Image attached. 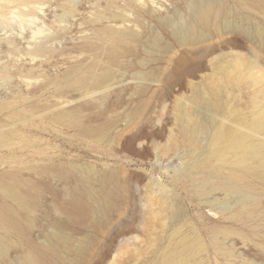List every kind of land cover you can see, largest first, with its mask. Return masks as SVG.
<instances>
[{"label": "rangeland", "instance_id": "obj_1", "mask_svg": "<svg viewBox=\"0 0 264 264\" xmlns=\"http://www.w3.org/2000/svg\"><path fill=\"white\" fill-rule=\"evenodd\" d=\"M133 1L151 8L152 17L144 18L138 24L135 13L123 9L127 0H0V7L3 5L0 12V69L36 66L39 71L46 69L31 79L30 86L21 83V79L10 80L0 72V104L28 96L30 91L46 85L52 78L54 83L45 88L42 96L44 105L55 99L68 108L73 106L68 104L71 101L90 102L96 106L88 111L92 125L119 117L109 141L86 138L65 126L56 125L54 130L51 127L54 124L45 120L46 129L42 133L27 132L25 137L15 140H23L26 144L27 140L36 139L37 147L46 149L45 152L34 153L32 147L25 151H0V178L10 181L9 172L16 168L10 166H53L63 162V166H89L95 170L94 189L100 195L98 205L108 198L113 212L109 216L98 214L95 220L98 227L90 223L76 225L75 246L81 242L90 243L81 264H98L102 254L108 255L101 264H162L164 256L182 235L197 237L204 244L205 249L196 256L198 264H264V232L254 233L249 228L256 225L255 220H226L223 212L214 209L206 196L197 194L194 186L203 181L211 183L216 179H229L227 170L215 172L217 160H211L206 167L195 166L211 157L208 156L211 130L216 125L232 124L237 109L249 111L258 85L264 88L263 74L256 83L246 79L240 86L221 89L218 93L223 101L216 112L208 104V99L203 100L200 96L206 97L208 91L205 78L213 73L215 63H227L232 54L243 53L253 59V52L259 50L258 42L236 36L237 43L234 41L229 45L226 43L229 36H224L221 40L218 38L191 47L187 50L188 57L201 64L197 73L179 76L173 81L163 79L144 92L137 74H148L150 66L157 69L159 64L155 58L162 55L161 51L151 50L149 43L157 40L163 49L170 42L160 22H169L173 30H185L187 22L196 14L199 2L204 0ZM211 1L228 14L229 21L235 20L248 30L260 27L264 33V12L254 6L252 0H248L250 8H244L240 0ZM118 13L122 14L121 18H116ZM119 26L137 29L142 38L136 47L140 55L118 72V80L107 89L88 95H81L79 87L64 88L63 94H59L55 81L66 70L61 65L66 56L60 55V51L66 48V54L69 53L83 36L95 30ZM6 40L18 41L20 46L17 48L21 49L2 48ZM36 44L52 46L55 53L35 58L28 51ZM262 56L264 58V52ZM161 77L165 76L161 74ZM258 95L264 106V94ZM98 105H106L117 113L109 112L110 116L100 119L96 114ZM130 111L140 114L131 124L127 121ZM190 114H195V121ZM157 155L160 164L156 162ZM15 157L18 162L12 163ZM107 168L114 172V179L101 184L99 180ZM84 176L88 175L84 173ZM247 182H239L237 190L249 197L264 199V179L250 175ZM41 197L43 212L51 215L54 204L48 196ZM223 197L220 195V199ZM120 211L123 216H119ZM45 214L36 212L35 226L31 228L33 236L40 242H45L43 236L46 233L55 231ZM56 217L63 215L58 213ZM17 254L11 252L12 256ZM72 259L73 256L67 257L64 264H73Z\"/></svg>", "mask_w": 264, "mask_h": 264}, {"label": "bare ground", "instance_id": "obj_2", "mask_svg": "<svg viewBox=\"0 0 264 264\" xmlns=\"http://www.w3.org/2000/svg\"><path fill=\"white\" fill-rule=\"evenodd\" d=\"M240 2L244 8L251 7L248 0H240ZM252 2L264 12V0H252ZM1 6L0 12L3 10V5ZM123 9L132 14L135 13L138 24L142 23V19L153 15L151 8L138 5L133 0H127ZM117 17L121 18L122 14H116ZM241 25H238L235 20L229 21L228 14L219 10L211 0L199 2L196 14L187 22L185 30H173L169 22L161 21V29L166 32L170 42L163 49L157 40L149 43L151 50L161 51L162 55L155 58L159 64L158 70L150 66L148 74H137V81L142 84L141 90L146 91L153 84L163 82V79L173 81L179 76L188 77L197 73L201 64L192 61L193 59L187 55V50L198 44L218 38L221 40L224 36H229L226 40L229 45L231 42L234 44V41L237 43L238 36L253 43L258 42L259 50L253 52L255 54V56L252 54L253 59L243 53L232 54V59L227 63H215L212 68L213 73L205 78L204 82L208 91L205 92L206 97L200 96L203 100L208 99V104H211L210 106L218 112L223 101L219 97V90L240 86L246 79L256 83L258 77L264 74V66L261 64L264 60L262 56L264 33L260 27L248 30ZM137 26L141 28L140 25ZM141 38V32L129 26L106 27L83 36L82 40L74 44L67 54L66 48H63L59 54L66 56L61 64L66 70L56 78L58 93L63 94L64 88L79 87L81 95L82 93L88 95L112 86L118 80V72L126 69L130 60L140 55L136 47ZM17 46H20L18 41L6 40L2 48L11 51L15 48L21 49ZM34 47L28 53L35 58L52 56L55 53L52 46L36 44ZM57 69L61 67L57 66ZM45 70L40 71L43 73ZM40 71L37 66L0 69L5 77L10 80L21 79V83L27 86L32 84L31 79L41 73ZM161 74L165 77H161ZM48 82L30 91L28 96L16 97L0 104V151H25L32 147L34 153L45 152L46 149L37 147L36 139L27 140L26 144L23 140H15L22 139L27 132L42 133L46 129L44 125L47 124L45 122L47 119L54 124L52 126L50 124L54 130L56 125L65 126L86 138L110 140L111 130L116 126L119 117L92 125V118L88 116V111L94 110L96 106L94 104L92 106L90 102L78 101V104L71 101L73 103L68 102V104L73 106L68 108L69 106L65 107L66 104L63 106L62 101L55 99L50 100V104L44 105L42 96L45 94V88L54 83V79L50 78ZM141 90L138 92L141 93ZM138 92L135 95L138 96ZM258 94H264V88L261 85H258L251 99L250 110L237 109V116L232 124L216 125L213 131L211 130V135L206 128L211 145L208 156L211 157L198 163L202 166L195 167H206L205 165L211 160H217L215 172L221 173L227 170L229 179L226 181L216 179L211 183L203 181L199 185H194L197 187V194L206 196V200L214 209L223 212L226 220L244 219L248 222L255 220L256 225L249 227L254 233L264 232V199L242 194L237 190V184L248 183L247 179L250 175L264 179V106ZM201 97L197 95V98ZM106 105L97 106L99 107L96 111L98 118H105L109 112L115 111V109L110 110ZM138 114L131 112V115H128V123H135ZM194 115L191 116L194 117ZM180 116L181 114L179 118ZM193 120L195 121V117ZM60 157L63 156L60 155ZM155 159L157 163H162L158 155ZM16 162L18 159L15 157L12 163ZM10 167H16L9 172L10 181L0 178V264H64L66 258L71 256L74 258L73 264H81L90 243L81 242L78 247L75 246L73 239L78 234L76 225L85 226L90 223L94 225L93 227H98L97 215L109 216L113 212L108 198L102 205H98L100 195L94 189L97 176L95 170L89 166H63V162L53 166ZM188 170L190 171V168H187ZM84 173L88 176L85 177ZM113 179L114 172L107 168L99 182L104 184ZM60 184L65 186L59 188ZM248 186L251 185L248 184ZM220 195L224 197L220 199ZM41 196H48L54 204L51 210L53 215L43 212ZM36 212L44 213L51 226L55 228L54 233H46L43 236L45 242H40L31 231V228L35 226ZM58 213L63 217H56ZM123 215L124 213L120 211L119 216ZM204 249V244L199 238L182 235L164 256L162 264H198L196 256ZM12 251L17 252V256H12ZM107 255L102 254L98 264H101Z\"/></svg>", "mask_w": 264, "mask_h": 264}]
</instances>
